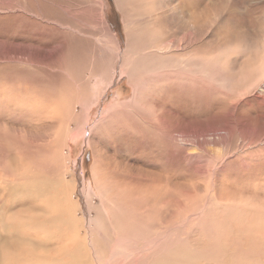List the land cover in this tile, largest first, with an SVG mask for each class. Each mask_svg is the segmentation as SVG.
I'll return each mask as SVG.
<instances>
[{
	"label": "rangeland",
	"instance_id": "obj_1",
	"mask_svg": "<svg viewBox=\"0 0 264 264\" xmlns=\"http://www.w3.org/2000/svg\"><path fill=\"white\" fill-rule=\"evenodd\" d=\"M0 161V264H264V0H0ZM20 168L51 207L68 190L72 229L7 189Z\"/></svg>",
	"mask_w": 264,
	"mask_h": 264
},
{
	"label": "bare ground",
	"instance_id": "obj_2",
	"mask_svg": "<svg viewBox=\"0 0 264 264\" xmlns=\"http://www.w3.org/2000/svg\"><path fill=\"white\" fill-rule=\"evenodd\" d=\"M195 8V7H194ZM201 16V15H200ZM125 31L126 33L128 34L129 36V39L126 43V47L124 48V51L122 53V56H124L126 53H130V43H131V33H130V30H129V27L127 26V23H125ZM194 29L196 28L195 25L191 26V29ZM114 36V35H113ZM113 39V38H112ZM115 39V38H114ZM114 41V40H113ZM115 42L116 39H115ZM119 45V42L117 43ZM172 44V43H171ZM193 44V43H192ZM191 45V44H190ZM163 49V48H162ZM115 51V50H114ZM121 51V50H120ZM127 51V52H126ZM159 51H162V50H159ZM121 56V57H122ZM149 57V56H148ZM127 68V67H126ZM155 69V68H154ZM181 69V68H180ZM130 71V70H129ZM178 72V71H177ZM172 73V74H169V75H166V76H163V77H159V76H154L152 77L149 81L151 83H155V82H160V83H165L167 85H175L174 82H181L182 81V77H181V74H178V73ZM180 72V71H179ZM188 72V71H187ZM189 73V72H188ZM130 75V74H129ZM189 76V75H188ZM57 77V76H56ZM102 78V77H101ZM130 80V77H128ZM186 79H188L186 77ZM131 83H133V79L131 81ZM61 86V85H59ZM46 87V86H45ZM138 90L137 88L134 87V93L135 95L137 94ZM37 93V92H36ZM95 93V92H94ZM34 94V93H33ZM49 96H50V99L46 98L47 100H49L50 102V105H51V112L49 113V109L47 106V109H48V113L51 114L53 113V116H50V118L47 119L50 120V121H53L55 120L57 123L59 122V118L62 116V105L61 104V93L59 91V93H56L52 90V93H49ZM41 97V100L39 98V101L42 102V103H46L47 105V102L46 101H43V97ZM136 97V96H135ZM74 102V101H73ZM19 104V103H17ZM73 104V103H72ZM172 107L170 110H171V114H178L179 111H177L178 107L176 106L175 103H170ZM49 105V103H48ZM28 107V109L30 108L29 105H26ZM45 106V105H44ZM50 108V107H49ZM23 109V107H22ZM39 110V113L41 112V110H43L42 108H36V110ZM66 109V108H65ZM64 110V109H63ZM38 113V111H37ZM42 113V112H41ZM40 113V114H41ZM72 113V112H71ZM181 114V113H180ZM38 115V114H37ZM36 116V115H35ZM36 118V117H35ZM34 118V119H35ZM38 120V119H37ZM178 122V121H177ZM176 124V123H175ZM45 126V123L43 124ZM63 126V124H62ZM56 133V132H55ZM57 134V133H56ZM60 134V133H59ZM63 135V134H61ZM65 137V135H63ZM58 137V136H56ZM66 138V137H65ZM61 139V138H59ZM55 140V139H54ZM58 140V139H56ZM19 141V140H18ZM57 142V141H56ZM63 146V145H61ZM1 162V161H0ZM20 169H23V168H20ZM19 169V170H20ZM21 171V170H20ZM23 172L25 173V175H23L24 178L28 177L27 176V173L26 170L24 171L23 169ZM27 181H31V185L26 187V185H21V184H14V185H8L7 189H10L11 191H13L14 193H16L17 191H20V195H14L18 198H30V199H36V198H39L43 203H47L48 204V210L51 211L52 213H49L48 216H50L51 218H54L56 219L57 217H59V212L60 210L63 211V215L66 217L65 219L67 220V224L69 225V227L72 229V225L69 224V222L71 224H75V221L71 219L72 217V213H73V208L75 206H72L68 203V201L66 200V198H69L70 195L68 193V190H65L66 193H63L65 196L63 197V199H61V201L57 202L54 201L53 202V206L51 207V202H52V198L50 197L49 193H52L51 192V188L53 185H54V182L50 181L48 182V185H45L44 182H42L41 180H39L37 178V176H31V177H28L26 178ZM25 179V180H26ZM6 181H4V178L2 179V183H5ZM18 183V182H16ZM42 184V185H41ZM56 184V183H55ZM41 186V187H40ZM66 186V185H65ZM23 187V188H22ZM67 187V186H66ZM63 190V189H62ZM48 192V193H47ZM47 193V194H46ZM13 197V196H12ZM61 198V197H60ZM36 216V215H35ZM68 227V228H69ZM117 227V226H115ZM69 228V229H70ZM119 229V228H118ZM44 230V229H43ZM48 231H51L48 229ZM120 231V230H119ZM169 231V230H168ZM167 231V232H168ZM52 232V231H51ZM153 232V231H152ZM47 233V232H46ZM151 233V232H150ZM168 234H170L168 232ZM57 235V234H56ZM76 235V234H75ZM75 235H69V236H72L71 238H68L69 236H67L68 239H66V243L62 245V247L59 248V250H62L64 252H68L69 256H70V259L72 260L73 259V253H71V249H74V251H78V249H81L82 251H84L83 249V246H82V241L78 243L79 239H77V237ZM139 237L141 238L140 239H136L137 238V233H136V230H133V228L131 229V232H130V237L128 239H131V241L133 243H139L140 241L143 242V241H148L147 239L149 238L146 234H144V236H140V234H138ZM158 235V234H157ZM153 236V235H152ZM124 237L123 234L121 235V238ZM128 237V236H127ZM52 238H56L55 235L53 236V234H49L48 236V239H52ZM64 238V236H63ZM125 240H128L124 237ZM158 239V238H157ZM54 240V239H53ZM63 240V239H62ZM153 240H155L153 238ZM50 242V241H49ZM151 242H154V241H150ZM160 242V240L158 239V243ZM52 244V242H51ZM59 244V243H58ZM148 244V243H146ZM146 244H142V246L146 245ZM54 245V244H53ZM86 245V244H85ZM140 245V244H139ZM159 244H153V247L152 248H157ZM49 246V244H48ZM68 246H72V248H68ZM148 246V245H147ZM146 246V247H147ZM179 246V245H178ZM202 246V245H200ZM59 247V246H58ZM58 247L57 249H55V253H56V256H51V257H48L46 254H43V255H37V253H34L32 250H24V255H18V254H14V253H7V255L4 257L5 259V262H7L8 264H63V262H61L60 258H58L59 256L57 255V250H58ZM160 247V246H159ZM180 247V246H179ZM201 248V247H200ZM43 250V249H42ZM139 250V249H138ZM153 250V249H152ZM38 252V251H37ZM89 251H87V254L89 255L88 253ZM52 253V252H51ZM163 254H166V252H164ZM163 254H161L160 256H152L153 257V260L151 261L150 264H198V262L195 260V259H189L188 257V260L186 259V255H180L179 252H176V254L173 256V257H170V258H164ZM44 255H46L44 257ZM168 255V254H166ZM76 258H78L77 254H75ZM192 256H190L191 258ZM193 258V257H192ZM187 260L188 263H185V261ZM4 261V260H3Z\"/></svg>",
	"mask_w": 264,
	"mask_h": 264
}]
</instances>
